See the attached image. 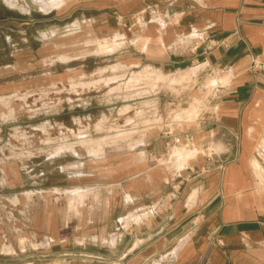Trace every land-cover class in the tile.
I'll use <instances>...</instances> for the list:
<instances>
[{
    "label": "crops",
    "instance_id": "0c3cea01",
    "mask_svg": "<svg viewBox=\"0 0 264 264\" xmlns=\"http://www.w3.org/2000/svg\"><path fill=\"white\" fill-rule=\"evenodd\" d=\"M46 14L53 24L34 38L7 36L19 45V68L7 63V77L19 78L0 87V102L22 91V75L42 87L50 54L53 86L61 58L69 72L95 58L196 82H169L143 103L147 127L133 140L131 165L117 159L107 185L117 200L100 215L116 225L69 235L57 264H264V69H251L254 57L264 63V0H66ZM104 39L114 45L102 52ZM195 93L204 99L187 119ZM11 116L0 113V128Z\"/></svg>",
    "mask_w": 264,
    "mask_h": 264
},
{
    "label": "rangeland",
    "instance_id": "374dc122",
    "mask_svg": "<svg viewBox=\"0 0 264 264\" xmlns=\"http://www.w3.org/2000/svg\"><path fill=\"white\" fill-rule=\"evenodd\" d=\"M19 1L0 0V87L19 78L7 77V63L19 68L18 54L12 56L19 45L11 46L7 36L34 38L37 30L53 24L46 13L66 0ZM25 20L30 24L21 25ZM113 43L98 42L99 51ZM28 46L35 48L34 40ZM66 48L61 44V57L67 56ZM53 56L42 65V87L36 86L35 76L22 75V91L1 97L0 113L12 110V116L0 128V264H57L67 258L59 256L69 235L98 234L115 226V219L100 215L105 203L117 200V189L107 186L117 159L131 165L133 140L147 127L149 109L143 103L169 82L196 84L189 73L169 77L156 69L127 70L95 58L77 61L69 72L61 58L59 86H53ZM193 98L200 109L204 98L198 93ZM85 213L93 218L83 219ZM39 216L41 226L36 225Z\"/></svg>",
    "mask_w": 264,
    "mask_h": 264
},
{
    "label": "built area",
    "instance_id": "2783aa9c",
    "mask_svg": "<svg viewBox=\"0 0 264 264\" xmlns=\"http://www.w3.org/2000/svg\"><path fill=\"white\" fill-rule=\"evenodd\" d=\"M251 69L252 70L264 69V63H262L261 61L257 60L256 57H254L252 59ZM180 141H181L180 137H175L174 138V142L180 143Z\"/></svg>",
    "mask_w": 264,
    "mask_h": 264
},
{
    "label": "bare ground",
    "instance_id": "6f19581e",
    "mask_svg": "<svg viewBox=\"0 0 264 264\" xmlns=\"http://www.w3.org/2000/svg\"><path fill=\"white\" fill-rule=\"evenodd\" d=\"M19 1V0H18ZM7 2H9V1H7ZM20 2V1H19ZM10 3V2H9ZM16 4V3H15ZM37 5V4H36ZM40 5V4H39ZM17 6V5H16ZM42 7V6H41ZM55 32V31H54ZM196 101V100H195ZM198 103V102H197ZM197 111H198V106L196 105V103L194 102L192 105H191V107L189 108V109H187L186 110V112H185V116L186 117H193V116H195V114L197 113ZM182 153V152H181ZM193 153H195V152H193ZM193 153H191V154H193ZM194 155V154H193Z\"/></svg>",
    "mask_w": 264,
    "mask_h": 264
}]
</instances>
